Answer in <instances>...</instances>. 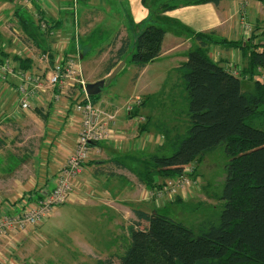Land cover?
Returning <instances> with one entry per match:
<instances>
[{
	"label": "crops",
	"instance_id": "1",
	"mask_svg": "<svg viewBox=\"0 0 264 264\" xmlns=\"http://www.w3.org/2000/svg\"><path fill=\"white\" fill-rule=\"evenodd\" d=\"M71 1L43 0L37 2L32 0L29 3L30 6L27 3L17 6L18 3L9 2L3 8L4 10H0V63L10 58L17 70H23L20 66V59L29 58L32 61L31 69L41 74L44 71V64L38 59V54L50 51L62 55H77L82 70L85 72L87 71L84 68L85 58L95 50V55L94 53L91 55L90 61L104 62L102 66L104 71L95 76V81L107 77L106 66L112 57L111 52L115 51L114 49L112 51L111 43L120 32V37L129 36L133 44L134 35L130 30V22L133 20L139 23L147 19L149 8L143 0H79L77 5L73 4L78 7L71 10ZM157 1L159 0H150L151 3ZM39 7L46 21L51 23L53 21L58 25L54 29L59 31V39L45 37L46 40L42 42L40 38L28 42L22 39L26 29L21 24L19 14L31 17L37 25L39 20L34 12L39 11ZM164 15L169 20L164 22L166 34L162 54L147 63L145 67H137L134 86L139 91L137 95H142L144 99L136 97L121 107L114 106V108H110L108 102L94 100L97 105L117 112L116 134L113 139L100 144V151L90 154L84 165L83 178L79 180L75 188L78 194L73 195L74 199L75 197L80 198V193L84 195L86 191L93 192L92 189L88 190L92 185L90 175L94 178H106L101 182V187L106 190V194L109 195L108 192L114 194L113 198L106 201V204L114 208L120 216L126 215L129 210V219L135 218V209L152 212L153 210L162 211V208L166 206V203L156 206L154 201H145L143 189L147 187L139 181L136 174L137 170L139 172L143 169L142 159L157 153V151L149 150L152 141L155 142L150 134L153 109L150 111L145 109L147 107L145 96L156 94L159 91L170 95L174 89L179 87V83L171 81L169 73L183 68L190 50L200 44L199 39L196 38L199 32L211 33L210 36L214 41L209 45L211 57L231 70L246 66L245 47L247 44L250 46L264 44L263 0H220L218 4L206 2L184 5L167 10ZM6 22H9L7 25L9 29L6 28ZM101 30L105 33L97 34ZM8 31L12 36H9ZM27 32L33 33L32 37L38 35L33 27H29ZM38 32L43 34L41 30ZM17 37H21L20 40H17ZM223 39L243 42L244 47H229L220 42ZM57 43H64L65 47L62 51L58 50ZM125 62L128 61L125 60ZM20 82V77L13 73L7 74L5 80L0 82V138L1 132L5 130L3 127L19 130L21 126H26L29 118L34 122L39 121L38 117L41 118L44 129L39 140H32L37 141L36 148H25L26 153H29L28 151L38 153L34 154H37V157L33 161L31 170L23 175V178L11 171L0 176V212L9 209L18 210L24 202L33 204L42 191H51L55 187L61 168L67 163L69 155L76 146L80 130L79 118L76 114L72 118L71 109L75 98L79 95L78 92L81 91L80 85L73 84L64 89L66 93L58 102L54 101L51 94H44L34 100L32 109L22 110L18 106L21 98ZM137 99L141 100L139 104H136ZM134 101L135 105L128 110V104ZM122 110L125 111V117L120 121L122 117L118 118V114ZM45 113L48 115L46 118L43 116ZM139 116L148 118L147 122L150 125L145 124L144 131L140 130V126L144 123H140ZM4 123L9 126H4ZM9 136L10 139L16 140V135ZM155 179L159 183L164 180L159 176H155ZM36 191L38 193H35ZM203 193L204 191L201 192L197 186H194L189 190L187 198L181 196L175 205L179 204L184 207L183 210L190 209L196 213L200 211L198 206L203 202L202 198L205 194ZM206 197L204 195V198ZM73 199L72 201H75ZM172 205L169 204L167 207ZM187 206L191 208L188 209ZM33 226L35 225L27 229L30 235H32L31 231H34ZM2 259L0 256V264H16L2 261Z\"/></svg>",
	"mask_w": 264,
	"mask_h": 264
},
{
	"label": "trees",
	"instance_id": "2",
	"mask_svg": "<svg viewBox=\"0 0 264 264\" xmlns=\"http://www.w3.org/2000/svg\"><path fill=\"white\" fill-rule=\"evenodd\" d=\"M143 2L149 8V17L139 23L131 20L133 44L129 36L120 37L118 32L111 43L115 51L111 52L107 63V75L122 60L143 68L162 54L166 34L164 22L169 20L165 11L206 2L218 4L220 0ZM39 13L44 19L41 8ZM19 16L26 29L22 35L25 42L50 38L48 30L40 29V22L36 25L31 17ZM47 22L50 29L58 26L53 21ZM29 27L37 30V37L27 32ZM40 30L43 34L38 32ZM210 34H196L200 44L190 50L183 64L189 99L187 133L174 139L171 154L157 152L143 160V169L136 174L139 181L153 188L159 184L155 176L162 179L177 176L186 165L225 144L229 162L220 221L196 233L182 221L158 210L135 209V218L128 228L129 248L125 254L112 255L102 264H264V128L246 123L260 107L264 113V78L260 77L264 71V44H247V64L236 75L233 68H226L211 57L209 45L214 41ZM220 42L229 47H244L240 41L223 39ZM20 60L23 70L31 69V59ZM246 80L254 81L253 90L244 89ZM91 97L96 100L98 95ZM145 129V124L140 126V130Z\"/></svg>",
	"mask_w": 264,
	"mask_h": 264
},
{
	"label": "rangeland",
	"instance_id": "3",
	"mask_svg": "<svg viewBox=\"0 0 264 264\" xmlns=\"http://www.w3.org/2000/svg\"><path fill=\"white\" fill-rule=\"evenodd\" d=\"M72 1L77 5V0ZM9 2L18 3L17 6L22 5V3L25 4V0H0V10L7 6ZM70 6L71 10L78 7L73 6L72 3ZM37 12L39 13V11ZM10 22L16 23L12 20ZM5 25L9 29L7 26L9 22H6ZM38 25L40 27V23ZM8 33L10 34L9 36H12L9 31ZM104 33L103 30L97 32V34L102 35ZM59 36L57 29L53 35L49 34V37H53V39H59ZM96 48L99 50V46ZM93 53L95 55V50L91 52L89 57L85 58L84 62V68L87 70L84 72V78L88 83L95 81V76L104 71L102 67L104 62L96 63L90 61ZM184 70L182 68L178 71H170L171 81L180 84L177 89L172 91V94L167 95L159 91L156 94L145 96L147 101L145 109L147 111L153 109V120H151V125L147 122L148 118L146 116H144L146 118L145 121L140 118L138 120L140 123H147L151 126L152 131L150 134L155 142L152 141L151 149L149 150L162 154H171L174 151L172 146L174 139L187 133L190 117L188 92L183 76ZM137 72V65L132 61H128L108 81L102 91L97 94L98 98L96 100L108 102L110 108H114V106L121 107L124 103L132 101L136 97L143 100L144 97L137 95L139 91L134 86ZM262 72L264 74L263 70ZM263 74H260L261 78H264ZM251 88L253 90L254 81L246 80L244 89L250 90ZM89 99L94 102L91 95H89ZM261 110L262 107H260L256 115L248 117L246 123L254 127L264 128V113ZM124 117L125 111L122 110L118 114V118L122 121ZM38 119V122H34L29 118L26 126H21L19 130L3 127L5 130L1 132L0 176L6 175L11 171L23 178V175H26L31 170L33 161L36 160L38 153L35 152L37 153L36 155L32 151H28L30 154L26 153L25 148H36L37 141L33 142L32 140H39V137L41 138L43 134L44 123L41 118L38 117ZM4 126L9 125L4 123ZM9 135H16V140L10 139ZM145 159L147 160L148 156L142 160ZM228 162L229 156L226 152L225 144L208 151L203 157L193 162L198 169L195 176L196 186L201 192L204 191L205 197L207 196L204 198L203 195V202L198 206L200 211H196V213L189 209L191 207L187 206L189 210L185 211L181 205H175L180 200L181 195L176 196L174 200L165 198L156 200L150 197H145L144 199L149 202L154 201L156 206L166 203L164 209L160 210L161 213L175 220L182 221L190 228H193L196 233H200L211 224H218L220 221L225 205L223 190ZM82 178L83 172L73 180V191L69 195L68 200L54 207L44 223L33 226L35 228L34 231H31L32 235L28 234L29 230H25L0 238V256L3 258L2 261L5 260L8 263L13 262L16 264H102L112 255L121 256L125 254L130 243L128 228L133 222V219H129V210L126 215L120 216L114 208L106 204V201L113 198L114 194L112 195L108 191L109 195L106 194V190L101 187V182L106 179L102 177L94 178L90 175L89 178L92 180V185L88 190L92 189L93 192L89 193L86 191L84 195L80 193V198L75 197L73 199V195L75 193L78 194L75 188ZM146 187L147 189H152L148 186ZM192 188L191 186L189 190ZM189 190H187L186 196ZM16 193L19 194L20 192ZM72 199L75 201H72ZM169 204L173 205L167 207ZM138 206L140 207V205ZM17 211L14 209L12 212L16 213ZM7 238L12 239L8 240Z\"/></svg>",
	"mask_w": 264,
	"mask_h": 264
},
{
	"label": "built area",
	"instance_id": "4",
	"mask_svg": "<svg viewBox=\"0 0 264 264\" xmlns=\"http://www.w3.org/2000/svg\"><path fill=\"white\" fill-rule=\"evenodd\" d=\"M31 1L25 0V3L30 6ZM35 1L42 2L43 0ZM34 15L40 22L41 30L43 32L48 30L53 35L55 29H50L48 22L41 19V14L35 11ZM20 38L17 37L16 39L20 40ZM63 45L64 43H57L58 50L62 51L65 47ZM38 59L44 64V71L41 74L33 69L17 70L11 59L7 58L0 63V82L5 80L7 74L13 73L20 77L21 98L18 106L22 110L32 109L34 100L44 94H51L54 101L58 102L66 93L64 89L73 84L80 85L81 91L78 92L79 95L75 98L71 108L72 118L75 114L79 118L80 130L77 135L76 146L69 155L67 163L61 168L55 187L51 191H42L35 203L26 204L24 202L21 204L16 213L12 211L0 213V238L25 231L31 225L44 222L54 207L68 200L73 191V180L82 174L90 154L100 151V144L113 139L116 134L117 112L109 111L89 99L86 90L88 82L84 78L82 65L78 61L77 55H62L46 51L40 52ZM240 70L237 69L233 72L238 75ZM140 102V99L136 100V104ZM134 105L135 101L128 104V110H131ZM139 118L144 121L146 119L144 116H139ZM196 170L195 163L186 165L179 175L158 182L159 184L152 189L144 188V198L174 200L179 195L186 197L187 190L197 184L195 181Z\"/></svg>",
	"mask_w": 264,
	"mask_h": 264
},
{
	"label": "water",
	"instance_id": "5",
	"mask_svg": "<svg viewBox=\"0 0 264 264\" xmlns=\"http://www.w3.org/2000/svg\"><path fill=\"white\" fill-rule=\"evenodd\" d=\"M125 60H122L113 70L111 73L108 74L107 77L103 79H99L95 82H89L86 85V90L89 95H97L99 94L104 86L108 83V81L113 78L125 65Z\"/></svg>",
	"mask_w": 264,
	"mask_h": 264
}]
</instances>
